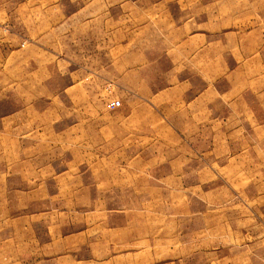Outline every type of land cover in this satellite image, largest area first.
<instances>
[{"label": "rangeland", "instance_id": "374dc122", "mask_svg": "<svg viewBox=\"0 0 264 264\" xmlns=\"http://www.w3.org/2000/svg\"><path fill=\"white\" fill-rule=\"evenodd\" d=\"M93 1L0 0V114L32 110L48 118L52 111L62 115L54 126L64 123L68 131L75 114L92 110L102 122L112 117L114 128L105 136L103 126L94 133L86 126L76 146L67 133L41 135L33 139L42 147L30 151L26 137L0 122V264H264V155L248 150L250 122L201 116L202 100L209 112L225 106L226 113L234 96L248 101L249 73L232 71L233 58L244 57L213 52L205 70H180L206 59L180 55L185 45L192 50L199 43L186 34L215 33L235 8L264 6V0H101L111 3L106 23ZM105 25L112 27V80L85 86L91 73L84 69L109 64L110 56L97 50L104 47ZM231 26L225 22L224 31ZM74 65L84 80L80 91L71 85ZM174 74L196 86L172 92L176 105L188 103L175 125L154 134V113L146 112V149L124 144L121 99L136 95L123 81L139 78L150 93ZM114 97L119 105L108 108ZM141 106L155 111L148 102ZM234 123L242 143L235 164L217 152L232 148ZM258 142L264 145V137ZM30 157L31 167H10Z\"/></svg>", "mask_w": 264, "mask_h": 264}, {"label": "crops", "instance_id": "0c3cea01", "mask_svg": "<svg viewBox=\"0 0 264 264\" xmlns=\"http://www.w3.org/2000/svg\"><path fill=\"white\" fill-rule=\"evenodd\" d=\"M96 8H99V13L102 15L104 14V20L105 23L107 21V8L111 7L110 2H104L99 0L93 1ZM201 7V14L204 12L203 5H200ZM264 6H257L256 2L244 4L238 8L234 9V12L227 16L228 19H223L222 21L217 22L216 29H218L215 33H208L203 31L201 28L200 30L196 32H191V34H186L185 36L190 38L191 40H199L198 44H195L193 49L190 50L189 46L185 45L183 49L184 53H180V55H186V56H204L206 59L203 61V57H200L199 61H195V63L188 62V67L184 70L183 68H180L181 71H185L188 69V71L193 72V70L196 71H202L205 70V68L208 66V57L209 54H212L215 52L214 55H217V57H231L238 56V57H244L243 60H239V63H237V59L232 60V71L235 72H248V94L249 99L248 101L239 100V95L233 97V111L230 112H224L223 109L225 106L219 110H216L214 112H209L204 105V101L202 100V107H201V116L202 119H213L210 117L211 114L215 115V118L217 121L219 119H225V118H232V119H248L250 122L249 131L250 132V143L248 150L252 151L256 149V153H259L260 155H264V145L259 143L258 140H260L262 137H264ZM102 16H100L101 18ZM109 18V17H108ZM201 19H203L202 16H200ZM205 19V18H204ZM111 20V18H109ZM207 20V19H206ZM197 21V20H196ZM198 22V21H197ZM203 22V20L201 21ZM225 22L231 24L232 30L224 31V25ZM221 25V26H219ZM103 34V35H102ZM101 40H104V47H100L97 49L100 51V53H103L105 56H110V59L108 60L109 64H107V59L105 61V67L104 70H98L96 72L95 67L93 71L89 68L84 69V73L89 74L87 77V81L83 82V85L89 86V87H102L103 83L107 80H112V27L106 26L100 33ZM195 36V37H193ZM211 36V37H209ZM188 39V40H190ZM214 40L216 45L210 46V41ZM107 41L110 42L109 45H107ZM34 45V44H32ZM178 48L177 51H179ZM38 49L35 50L37 52ZM39 54L45 55L48 50L45 49H39ZM173 49H168L164 51H169ZM163 55H165V52H163ZM171 59V58H170ZM168 59V64L172 65L174 63H171V60ZM207 60V61H206ZM219 60V58H218ZM219 62V61H216ZM205 63V64H204ZM218 65H221L223 63H217ZM175 66V65H174ZM193 67V68H192ZM77 66L74 65L73 67V82L71 85H73L74 89L78 88L80 91L82 88V73L81 68L79 65L78 71ZM222 69H230L229 67H225L222 65ZM169 70H172L173 72L176 71V67L169 68ZM166 71V70H164ZM60 74H64V72L58 71ZM58 75V73H57ZM94 75V77H93ZM175 75V80H165L162 81L163 85L160 84L159 86H156L157 88L153 90L150 93H146L144 89V85L139 84L141 80L137 78L135 80L134 77L131 79H126L123 81V83L126 85V89L132 91L136 96L130 98L129 96L122 97L121 99V116L120 120L122 122L123 128L121 137L124 139V144H132L134 146V149L136 151H141L143 149H146V143H145V122H146V112L154 113V118H150L153 122V125H156L158 130L154 131V134H163L165 135L168 133L169 129H172L174 124V121H177L179 115L182 113L181 107L185 106L187 107L188 103L186 104H175L177 102V99H174L175 93H172L174 90H180L181 87L185 84V89L190 87H196L195 85H192L188 82V77L185 79H181L178 74ZM135 76V75H133ZM140 76V75H139ZM49 80L46 79V82L44 86H42V89L47 90V83L49 84V87L51 86L49 83ZM186 80V82H184ZM84 81V80H83ZM244 87V86H243ZM242 89V86L240 87ZM177 90V92H178ZM182 90V89H181ZM234 90V93L236 94L238 92V88L232 89ZM240 90V89H239ZM48 91V90H47ZM176 92V93H177ZM242 98V97H241ZM224 102V100H222ZM148 102L149 104L153 105L155 111H145L143 112L144 107L141 106L142 103ZM210 101L206 100L205 103H209ZM219 103V100H217ZM247 102V105H246ZM37 103L35 99L33 98L31 100V108L32 105ZM191 104V102H190ZM179 105V106H178ZM209 106V105H206ZM210 109L212 108L209 106ZM36 110H39L37 106L33 107ZM49 109V107H48ZM209 109V108H208ZM243 111V112H242ZM23 112L14 111L10 114L1 115L0 114V122L2 123L3 120H8V126L10 130H6L11 132L12 135L15 136H22L26 137V140H24V143L28 144L25 147V150H32L34 146H40L42 147L40 143L41 139H33L34 137H41L43 136H65L67 133L68 135H72L74 138V146H76V142L78 141L75 137L80 135L81 133H84V129L86 126H88L89 131L92 133L96 132L97 125L103 126L105 131V136H107V131H113V119L112 117H109L107 119L104 117V122H102V116L99 115L96 111H88L87 113H78L74 115V123L71 130L66 131L64 123L59 127V124L55 127L53 120H56L58 122L60 119L61 114L53 115L52 111H48L50 114L48 118H43L38 116H35L30 111V114ZM179 114V115H178ZM60 115V116H59ZM110 116L111 114H107ZM98 119L101 122H98ZM149 119V120H150ZM35 121H39L37 124H33ZM46 121V122H44ZM84 121V123H82ZM87 121V122H86ZM26 122L27 126H23L22 124ZM237 123V122H236ZM233 124L232 128V148L225 150L224 147L218 146L217 152H218V158H222V162L232 160L233 164L238 163V158L240 157V153L242 150L241 146V130H239L237 127H235V124ZM14 125L13 127H10ZM161 127V128H160ZM164 128H167L166 130ZM245 130H242V132ZM236 132V136H235ZM171 134V133H170ZM252 135V136H251ZM97 136V135H96ZM21 139H16V147L19 148L21 145ZM21 140V141H20ZM236 140V142H235ZM79 143V142H78ZM13 145V144H12ZM38 147V148H40ZM75 149V147H74ZM229 153L232 154V156H229ZM23 159H19L18 161H21ZM28 161H21L20 164L18 162H13V166L10 165V167H18L24 166L25 168L27 166L31 167L32 164H34V160L30 157L29 159H25ZM259 162H263L262 160H258ZM42 164V163H41ZM40 164V166H42ZM33 247L36 245L35 242H33ZM38 244V243H37ZM12 246H19L18 243H11ZM39 259V258H38ZM53 260V259H51ZM42 259L40 260V264H42ZM46 262V261H44ZM9 264H12L10 262ZM25 264V263H23ZM30 264V263H27ZM39 264V263H38ZM47 264V262H46Z\"/></svg>", "mask_w": 264, "mask_h": 264}, {"label": "built area", "instance_id": "2783aa9c", "mask_svg": "<svg viewBox=\"0 0 264 264\" xmlns=\"http://www.w3.org/2000/svg\"><path fill=\"white\" fill-rule=\"evenodd\" d=\"M119 105V99L117 97H114V98H110L108 101H107V107L108 108H114L116 106Z\"/></svg>", "mask_w": 264, "mask_h": 264}]
</instances>
